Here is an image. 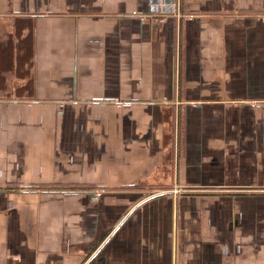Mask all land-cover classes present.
<instances>
[{
  "label": "crops",
  "instance_id": "crops-1",
  "mask_svg": "<svg viewBox=\"0 0 264 264\" xmlns=\"http://www.w3.org/2000/svg\"><path fill=\"white\" fill-rule=\"evenodd\" d=\"M0 264H264V0H0Z\"/></svg>",
  "mask_w": 264,
  "mask_h": 264
},
{
  "label": "built area",
  "instance_id": "built-area-1",
  "mask_svg": "<svg viewBox=\"0 0 264 264\" xmlns=\"http://www.w3.org/2000/svg\"><path fill=\"white\" fill-rule=\"evenodd\" d=\"M185 17H186L187 19H191V18H193V15H191V14H186ZM102 193H103V191H101V190L96 191L95 194H94V198H95V199L100 198V196L102 195Z\"/></svg>",
  "mask_w": 264,
  "mask_h": 264
}]
</instances>
